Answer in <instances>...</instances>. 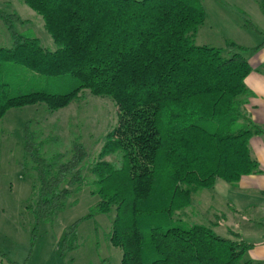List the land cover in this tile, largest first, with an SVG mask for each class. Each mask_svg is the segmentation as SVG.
<instances>
[{"label": "trees", "instance_id": "16d2710c", "mask_svg": "<svg viewBox=\"0 0 264 264\" xmlns=\"http://www.w3.org/2000/svg\"><path fill=\"white\" fill-rule=\"evenodd\" d=\"M22 1L57 49L18 33L22 18L0 10L10 37L9 48L0 47V120L26 106L65 108L83 91L117 109V123L89 166L90 183L85 148L74 146L51 171L26 127L23 152L38 179L36 222L62 210L72 189L89 187L98 202L87 217L112 218L109 242L121 251L120 264H248L242 258L252 245L237 232L217 235L220 217L209 226L182 220L198 192L260 173L249 142L264 137L246 108L253 94L244 83L251 68L242 50L230 44L226 57L195 44L205 20L200 0ZM18 75L68 77L74 85L63 94L23 92ZM76 228L64 229L63 247Z\"/></svg>", "mask_w": 264, "mask_h": 264}, {"label": "rangeland", "instance_id": "374dc122", "mask_svg": "<svg viewBox=\"0 0 264 264\" xmlns=\"http://www.w3.org/2000/svg\"><path fill=\"white\" fill-rule=\"evenodd\" d=\"M200 2L205 20L199 28L195 44L221 49L226 57L229 56L225 52L227 46L234 44L242 50L240 54L248 62L256 56L253 70L264 75V0ZM0 10L22 18L23 23L16 25L18 33L36 39L46 51L57 49L41 18L22 0H0ZM9 46L10 37L0 22V47ZM18 77L16 87L21 86L23 92L43 90L63 94L74 85L68 77ZM116 123L115 105L109 99L93 96L87 91L56 111L38 104L5 113L0 120V264H120L121 251L109 242L112 218L103 214L87 217L98 202V197L89 193V187L80 191L72 189L62 210L36 222L33 209L37 201V173L34 162L23 152L27 126L40 148L39 158L51 171H56L70 159L74 146L81 145L89 154L85 175L90 183L89 166L100 151V140ZM255 144L250 150L252 158L258 163ZM236 194V186L218 181L213 190L201 191L193 196L192 205L182 220L188 224L209 226L215 217H220V223L213 230L221 237H229L231 232L243 234L249 229L245 225L250 223V228L260 229V238L264 239V220L258 219L255 211H237ZM249 196L256 204V195ZM73 224L77 226L76 237L71 246L63 247L64 229ZM247 260L246 253L242 262ZM256 264H264V251L256 258Z\"/></svg>", "mask_w": 264, "mask_h": 264}, {"label": "crops", "instance_id": "0c3cea01", "mask_svg": "<svg viewBox=\"0 0 264 264\" xmlns=\"http://www.w3.org/2000/svg\"><path fill=\"white\" fill-rule=\"evenodd\" d=\"M261 50V49H260ZM260 52V51H257ZM256 57V56H255ZM255 57L249 59V65L251 72L245 78L246 87L252 92L253 96L249 100L247 105V111L250 115L251 120L264 127V75L261 72L255 69ZM264 137H253L250 139L249 145L256 142L254 146V152L257 157L258 167L260 173L255 175L242 176L240 181L236 185V210L242 212H252L255 211L256 217L258 219L264 220ZM249 194L256 195V204L252 202ZM252 204L255 208L252 209ZM252 215V214H251ZM250 224V223H249ZM244 230L243 234H240V237H245L248 239L247 243L252 245V248L247 252L248 264H256V258L258 259L259 255L264 251V239L260 238L261 232L260 229L250 228ZM244 226V227H245ZM260 227V226H258ZM258 237V240L256 238ZM258 249V251H257ZM257 251V252H256Z\"/></svg>", "mask_w": 264, "mask_h": 264}]
</instances>
